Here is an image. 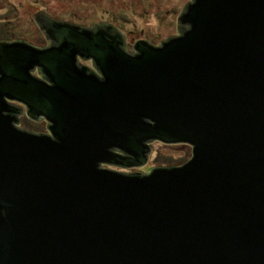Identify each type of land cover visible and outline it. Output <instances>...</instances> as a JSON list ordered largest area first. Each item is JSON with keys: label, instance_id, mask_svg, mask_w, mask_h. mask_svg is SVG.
I'll use <instances>...</instances> for the list:
<instances>
[{"label": "water", "instance_id": "water-1", "mask_svg": "<svg viewBox=\"0 0 264 264\" xmlns=\"http://www.w3.org/2000/svg\"><path fill=\"white\" fill-rule=\"evenodd\" d=\"M33 19L53 44L0 39V264H264V0H188L133 52L116 23ZM153 140L191 155L103 166Z\"/></svg>", "mask_w": 264, "mask_h": 264}, {"label": "rangeland", "instance_id": "rangeland-1", "mask_svg": "<svg viewBox=\"0 0 264 264\" xmlns=\"http://www.w3.org/2000/svg\"><path fill=\"white\" fill-rule=\"evenodd\" d=\"M188 0H0V39H20L30 44H47L43 31L34 21L38 10H49L52 17L92 27L100 23H116L129 33V52L138 39L160 43L179 33L177 16ZM19 127L46 129L45 122L36 125L24 115ZM152 160L129 171L147 172L151 167L179 165L191 155L187 143H163L153 140ZM119 169L117 167H113ZM126 169V170H127Z\"/></svg>", "mask_w": 264, "mask_h": 264}, {"label": "flooded vegetation", "instance_id": "flooded-vegetation-1", "mask_svg": "<svg viewBox=\"0 0 264 264\" xmlns=\"http://www.w3.org/2000/svg\"><path fill=\"white\" fill-rule=\"evenodd\" d=\"M53 18V17H52ZM55 19V18H54ZM43 34H44V32H43ZM44 38L47 40V44L45 45V46H48V45H50V44H53L54 42L48 37V36H46L45 34H44ZM6 40V39H5ZM34 46H36V45H34ZM37 47H39V46H37ZM42 47H44V46H42ZM76 63H77V65L78 66H80V67H85L86 68V70L87 71H91V72H95L96 73V68L94 67V65H93V63H92V61L90 60V59H84V58H82V57H80V56H77L76 57ZM32 74L33 75H35V76H38V77H42L43 75H42V73L40 72V69L39 68H37V67H35L32 71ZM44 80H46V78H45V76H43L42 77ZM14 104L15 105H17V106H21V108H22V105H20V103H17V102H14ZM23 111V110H22ZM22 113V112H21ZM21 113H19L18 115H17V118H18V121H19V115L21 114ZM29 119H31L36 125H39V122L40 121H43V122H45V127H46V129H40L39 131H34V130H29V131H31V132H34V133H48V128H47V125H48V121L43 117V116H39L38 118H36V119H34V118H30L29 116H27ZM103 166H106V167H109V168H113V167H117V168H119V169H116V168H114V169H116V170H121V171H125V172H130L127 168H121V167H118V166H114V165H108V164H103ZM133 168V167H132ZM137 168V167H136ZM127 169V170H126Z\"/></svg>", "mask_w": 264, "mask_h": 264}]
</instances>
